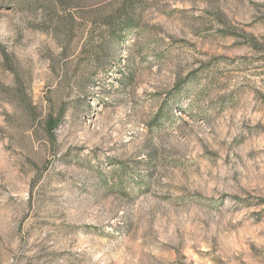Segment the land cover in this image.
Returning <instances> with one entry per match:
<instances>
[{
	"label": "rangeland",
	"instance_id": "obj_1",
	"mask_svg": "<svg viewBox=\"0 0 264 264\" xmlns=\"http://www.w3.org/2000/svg\"><path fill=\"white\" fill-rule=\"evenodd\" d=\"M0 264H264V0H0Z\"/></svg>",
	"mask_w": 264,
	"mask_h": 264
},
{
	"label": "trees",
	"instance_id": "obj_2",
	"mask_svg": "<svg viewBox=\"0 0 264 264\" xmlns=\"http://www.w3.org/2000/svg\"><path fill=\"white\" fill-rule=\"evenodd\" d=\"M134 27L135 23L131 9L129 6L123 5L115 11L113 16L105 20L104 29L101 30V38L103 41L107 39L115 41V44L122 43L124 37ZM89 51H85V54Z\"/></svg>",
	"mask_w": 264,
	"mask_h": 264
}]
</instances>
